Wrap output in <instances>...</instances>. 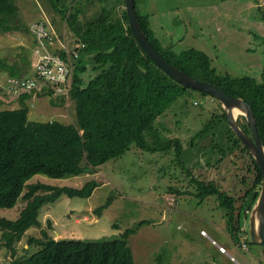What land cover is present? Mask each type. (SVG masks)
I'll return each instance as SVG.
<instances>
[{"label":"trees","instance_id":"16d2710c","mask_svg":"<svg viewBox=\"0 0 264 264\" xmlns=\"http://www.w3.org/2000/svg\"><path fill=\"white\" fill-rule=\"evenodd\" d=\"M46 1L52 4L69 30L55 29L56 17L53 22L36 21L29 30L38 47L40 42L33 27L43 24L50 33L43 39L48 51L65 62H73L70 99L74 101L76 120L69 124L59 120L31 121L28 101L33 93L19 97L20 107L0 110V210L12 209L19 200L25 201L17 219L0 218L1 246L12 256L23 235L41 226L40 212L46 204L56 202L63 195L90 198L100 185L97 179L81 187L31 182L35 176L62 179L93 174L108 161L124 156L132 145L151 153L173 151L176 164L184 166V141L178 137H162L155 124L186 94L197 91L174 80L152 60L133 34L125 8L117 20L105 7L96 17L83 20L88 12L87 5L93 6V0ZM136 8L143 31L166 60L197 79L223 88L252 107L264 142V68L261 79L253 75L223 74L204 51L190 48L177 52L173 46L163 45L151 28L149 15H143L138 6ZM17 12L14 0H0V34L27 29L18 23ZM69 37L73 40L71 46ZM78 44L84 47L78 48ZM0 67L8 70L11 77L25 78L15 66L0 62ZM89 71L95 74L86 81L84 75ZM200 93L211 97L217 112H213L211 119L193 136L190 148L206 139L202 156L205 155L212 166L223 164L227 169L224 173L220 169L215 171L216 181L210 180V174L201 178L194 175L190 184L197 189L195 195L201 201L216 198L217 207L225 212L227 233L242 248L244 242L253 244L246 224L260 195L262 173L245 143L231 128L219 100ZM39 95L61 98V104L66 102L63 94H56L49 87H44ZM0 101L6 102L5 99ZM185 103L188 102L179 103L181 109H185ZM238 122L253 137L244 115L239 116ZM109 204L110 201L97 212L101 214ZM135 232L136 229L129 228L118 239L83 241L56 240L43 229L42 238L31 237L28 241L30 246L38 245L40 249L12 264H136L129 244ZM160 261L162 264L161 257Z\"/></svg>","mask_w":264,"mask_h":264},{"label":"rangeland","instance_id":"374dc122","mask_svg":"<svg viewBox=\"0 0 264 264\" xmlns=\"http://www.w3.org/2000/svg\"><path fill=\"white\" fill-rule=\"evenodd\" d=\"M14 1L18 6L17 21L27 29L0 34V62L15 66L22 76L36 77L33 64L38 59L35 46L37 44L29 30L31 25L45 19L53 22V18L56 17L55 23L53 22L55 29L62 32L63 29L69 28L65 22H61L52 4L46 0ZM125 2L126 0H106L101 3L100 0H93V6L87 5L88 12L83 20L96 17L104 7L109 9L113 18L117 20L123 13L122 7L126 10ZM148 2L162 12L177 6L179 2L198 6L219 3L221 0H148ZM242 2L253 4L255 9L249 10L248 13L256 16V23L259 18L262 20L264 3L263 7L258 9L255 4L260 1ZM230 13L234 17L242 14L237 7ZM164 18L158 13L154 20L164 21ZM166 18L165 28L158 29L155 35L162 44L165 41L166 45L169 44L170 38H165L166 33L175 35L176 38L184 37L182 43L176 44L177 52L196 48L211 56L213 66L223 74H230L233 77L253 75L261 79L264 51L259 48L264 43V34L258 25L249 27L247 40H243L252 51H247L244 55V51L241 48L239 50L237 46L235 53L230 55L228 50H223L220 46L222 41L217 42L223 31L215 33L217 30L215 26V29L202 32L198 15L182 17L179 14L174 19ZM220 20L229 22V19ZM210 32L214 36L213 39ZM94 74L92 71L85 74L86 81ZM10 78V72L0 67V84L7 83ZM181 101L188 102L185 103V109H181L179 104ZM61 103L62 99L57 97L38 95L30 103L33 107L30 108L29 119L36 122L59 120L66 124L74 123L76 120L74 101L70 99L68 105L65 102ZM18 107L19 99L10 102L9 105H1L0 110ZM213 112L216 113L217 109L211 97H205L199 91H190L167 115L157 119L155 129L160 131L162 137L174 139L178 137L184 141V166L176 164L177 159L173 151L165 154L151 153L132 145L124 156L108 161L93 174L62 179L35 176L31 182L81 187L86 182L97 179L100 185L90 198H70L63 195L56 202L46 204L40 212L41 226L27 231L16 243L15 256L1 246L0 233V264H12L16 259L30 257L37 252L40 246H30L28 241L31 237L42 238L43 229L56 240L83 241L114 240L120 238L127 229H136L129 239L136 264H160V257L162 264H214L213 261H218V257L224 259L225 264H236L231 262L232 256L234 260L240 262L243 257L256 260L253 255H261L260 245L248 244L249 251H245L240 245L235 244L225 229V212L217 207L216 198L208 197L201 201L195 195L197 189L190 184V179L194 175L201 178L210 174V180L216 181L218 177L214 176L215 171L220 169L221 173H224L227 169L223 164L218 167L216 164L212 166L207 162V157L202 156L207 144L206 139L199 140L198 145L190 148L193 136L211 119ZM240 115L242 114L239 113L238 118ZM198 155L200 157H197ZM171 189L175 192H171ZM171 198L174 199L172 204ZM108 201L110 204L99 214L97 212L99 207L106 205ZM24 202L19 200L14 208L1 209L0 218L17 219L25 205ZM249 222L250 219L246 224L248 231ZM204 232L206 235H203ZM213 240H216L218 246L213 244ZM221 245L228 250L230 257L220 253Z\"/></svg>","mask_w":264,"mask_h":264},{"label":"water","instance_id":"95a60500","mask_svg":"<svg viewBox=\"0 0 264 264\" xmlns=\"http://www.w3.org/2000/svg\"><path fill=\"white\" fill-rule=\"evenodd\" d=\"M136 7V0H126V11L129 25L140 45L145 49L152 60L174 80L181 83L185 87L212 95L219 100L222 108L226 112L231 128L245 143L259 165L262 173L263 184L260 195L250 213L249 238L253 244L264 247V142L259 135L257 120L252 107L247 102L232 96L223 88L197 79L166 60L152 45L143 31ZM238 113L246 117L251 126L253 137H250L241 128L238 122Z\"/></svg>","mask_w":264,"mask_h":264},{"label":"crops","instance_id":"0c3cea01","mask_svg":"<svg viewBox=\"0 0 264 264\" xmlns=\"http://www.w3.org/2000/svg\"><path fill=\"white\" fill-rule=\"evenodd\" d=\"M254 1H260L258 2L257 5L255 4V7L256 6L263 7L264 0H254ZM222 3H223V7H222ZM137 6H138L139 11L143 15H149L150 25L155 35L158 29L165 28L164 21L167 19L166 17L170 19H174L179 14L182 15V17L190 16V15L192 16L198 15L200 30L202 32H205L208 29H215L214 28L215 26H217V30L215 33L223 31V33L221 34V37L217 38V42L222 41V44L220 46L222 47L223 50L225 49L228 50L230 55H233L235 53L237 46L239 50L241 48V50L244 51V55L246 54L247 51H250V52L252 51L250 46L249 45L247 46L245 42L243 41V40H247L246 35L248 34L247 32L249 31L248 30L249 27H256V25H258V27L260 28V31L263 32L264 34V21L258 17L259 21L256 23L255 22L256 16H251L250 13H248L249 10L255 9L253 8V4L242 2V0H227V1L221 0V2L219 3H208V4H201L198 6H196L195 4H191V3L187 5L186 3L179 2L177 6L170 7L167 10H164L162 12H160L159 9L157 10L156 8H153L151 5V2L149 3L148 0H141V1L137 0ZM236 7L240 9V12L242 14L240 15L239 13L237 16L234 17L230 13V11L234 8L236 9ZM158 13H161L163 17H165L164 21L162 19L154 20L156 18V15H158ZM220 19H223V20L229 19L228 20L229 22L228 23L226 21L223 22ZM235 25H237L238 27H236ZM257 36L261 38L260 35H257ZM210 37L212 39L214 37L211 32H210ZM165 38L167 39L170 38V40L168 41L169 44L166 45V41H165L163 45L173 46L174 49L176 48L177 42L182 43V41H184L183 39L184 37L176 38L175 35H172L170 33H166ZM72 44H73V40L69 37V45L71 46ZM263 44L260 46L259 50L264 51ZM244 55L242 57H244ZM211 59L213 60L212 57ZM58 99H61V98H58ZM32 101H33V98L30 101H28L29 105ZM4 104L9 105L10 103H3L0 101V106ZM215 241L213 240V244L218 246V244ZM221 247H223L225 250L222 251ZM219 250L222 255H225L226 257L228 256L230 257L228 250L224 246L222 245L219 246ZM260 250H261L260 256L253 255L256 260H252L249 257L248 258L243 257V260L240 262L239 260L238 261H236V259L234 260L233 256L230 257V260L231 262H234L236 264H257L258 258H260L264 253V247L260 246ZM215 261L216 260L213 261L214 264H225L224 259H222L221 257H218V261L216 262Z\"/></svg>","mask_w":264,"mask_h":264},{"label":"built area","instance_id":"2783aa9c","mask_svg":"<svg viewBox=\"0 0 264 264\" xmlns=\"http://www.w3.org/2000/svg\"><path fill=\"white\" fill-rule=\"evenodd\" d=\"M33 31L40 42L36 49L38 59L33 64V69L37 75L36 77L10 78L7 83L0 85V99L10 101L24 94L36 93L44 87H49L56 94H63L68 102L73 82V62L71 60L65 62L58 58L57 55L48 51L46 45L43 43V39L48 38L50 33L43 24H35ZM77 47H84V45L78 44ZM75 55L78 57L77 51ZM173 202L174 199L171 198L170 203L172 204ZM203 235H206L205 232ZM242 249L249 251L246 242L242 244ZM221 250L224 251L225 249L221 247ZM257 264H264V253L258 259Z\"/></svg>","mask_w":264,"mask_h":264},{"label":"clouds","instance_id":"9594fccd","mask_svg":"<svg viewBox=\"0 0 264 264\" xmlns=\"http://www.w3.org/2000/svg\"><path fill=\"white\" fill-rule=\"evenodd\" d=\"M23 77H25V76H23ZM11 78H15V77H11ZM39 78V77H38ZM33 93V100L34 99H36V97L39 95V93H40V91L39 92H32ZM28 94V93H27ZM19 98H17V99H14V100H10V101H6L5 103H10V102H12V101H17ZM69 101H70V99H69ZM69 101L67 102H65V104L66 105H68L69 104ZM31 107H33V105H30Z\"/></svg>","mask_w":264,"mask_h":264},{"label":"bare ground","instance_id":"6f19581e","mask_svg":"<svg viewBox=\"0 0 264 264\" xmlns=\"http://www.w3.org/2000/svg\"><path fill=\"white\" fill-rule=\"evenodd\" d=\"M239 114V113H238Z\"/></svg>","mask_w":264,"mask_h":264}]
</instances>
